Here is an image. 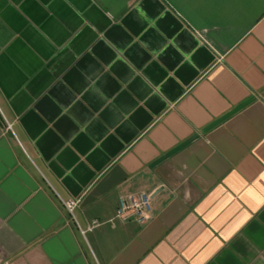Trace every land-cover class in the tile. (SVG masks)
Segmentation results:
<instances>
[{
  "label": "crops",
  "instance_id": "0c3cea01",
  "mask_svg": "<svg viewBox=\"0 0 264 264\" xmlns=\"http://www.w3.org/2000/svg\"><path fill=\"white\" fill-rule=\"evenodd\" d=\"M0 264H264V0H0Z\"/></svg>",
  "mask_w": 264,
  "mask_h": 264
},
{
  "label": "built area",
  "instance_id": "2783aa9c",
  "mask_svg": "<svg viewBox=\"0 0 264 264\" xmlns=\"http://www.w3.org/2000/svg\"><path fill=\"white\" fill-rule=\"evenodd\" d=\"M67 209L72 213L77 206L78 201L69 199L64 202ZM152 205L151 196L146 192L138 194L123 195L119 199L118 207L116 210L115 218L126 220L133 218L140 224H145L151 217ZM104 221L100 219H93L87 224L86 229H81L83 232L86 230H93L103 224Z\"/></svg>",
  "mask_w": 264,
  "mask_h": 264
}]
</instances>
